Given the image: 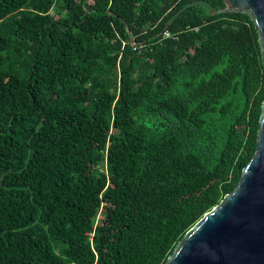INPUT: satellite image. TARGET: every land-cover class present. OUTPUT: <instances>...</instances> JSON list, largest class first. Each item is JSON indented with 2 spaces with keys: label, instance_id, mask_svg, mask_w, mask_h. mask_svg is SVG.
Returning a JSON list of instances; mask_svg holds the SVG:
<instances>
[{
  "label": "trees",
  "instance_id": "16d2710c",
  "mask_svg": "<svg viewBox=\"0 0 264 264\" xmlns=\"http://www.w3.org/2000/svg\"><path fill=\"white\" fill-rule=\"evenodd\" d=\"M192 1L0 0V264H166L234 190L258 33Z\"/></svg>",
  "mask_w": 264,
  "mask_h": 264
},
{
  "label": "water",
  "instance_id": "95a60500",
  "mask_svg": "<svg viewBox=\"0 0 264 264\" xmlns=\"http://www.w3.org/2000/svg\"><path fill=\"white\" fill-rule=\"evenodd\" d=\"M223 2L218 9L204 3L211 15L242 12L251 18L264 65V0ZM166 264H264V100L256 148L238 184L186 232Z\"/></svg>",
  "mask_w": 264,
  "mask_h": 264
},
{
  "label": "built area",
  "instance_id": "2783aa9c",
  "mask_svg": "<svg viewBox=\"0 0 264 264\" xmlns=\"http://www.w3.org/2000/svg\"><path fill=\"white\" fill-rule=\"evenodd\" d=\"M164 35H165V36H168V33H167V32H165V33H164Z\"/></svg>",
  "mask_w": 264,
  "mask_h": 264
}]
</instances>
